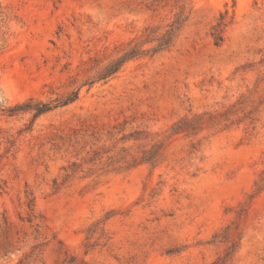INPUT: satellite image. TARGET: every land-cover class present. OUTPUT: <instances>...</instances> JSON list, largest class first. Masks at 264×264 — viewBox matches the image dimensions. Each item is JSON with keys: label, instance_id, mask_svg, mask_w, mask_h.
Wrapping results in <instances>:
<instances>
[{"label": "rangeland", "instance_id": "rangeland-1", "mask_svg": "<svg viewBox=\"0 0 264 264\" xmlns=\"http://www.w3.org/2000/svg\"><path fill=\"white\" fill-rule=\"evenodd\" d=\"M177 1L0 0V264H222L232 223L229 264H264V0ZM184 3L171 49L7 112L66 96Z\"/></svg>", "mask_w": 264, "mask_h": 264}, {"label": "trees", "instance_id": "trees-1", "mask_svg": "<svg viewBox=\"0 0 264 264\" xmlns=\"http://www.w3.org/2000/svg\"><path fill=\"white\" fill-rule=\"evenodd\" d=\"M181 2H185V0L177 1L178 4ZM180 9L181 11L176 15L174 21L168 25V29L165 32H161V27H147L144 31V39L141 42H135V40L131 41L128 46L121 51L117 58L112 59L106 64L100 62V60L97 59L92 60L95 65L90 68V71H94V75L89 77L79 87L72 90L66 96L59 97L48 102L31 98L23 104L8 109L7 112L11 115L32 112L34 114V118L36 119L43 114L50 113L56 109L66 107L76 102L79 99L80 93L84 87L87 86L90 89L97 83L109 81L111 78L116 76L129 61L145 57L152 58L161 52L171 49L176 43L180 32L190 17V12L188 13L186 11L185 3ZM2 16L3 9L0 3V27L2 23ZM223 27L224 16L220 18L219 23L214 26L212 30V36L217 46H220L224 41ZM194 126L195 125L193 121L183 119L174 126L173 130L174 133H179L182 131L189 132L196 130V127ZM77 136L78 133L76 132L75 137ZM156 156V152L149 155L146 154L142 161L155 164ZM255 186L257 191L256 196L264 191V171L261 173L260 178ZM234 225L235 224L232 223L231 225L227 226L223 232L215 234L212 240L213 243L228 244V247L225 250V256L219 258L222 264H229L233 261V257L240 245L241 233L239 232L238 227Z\"/></svg>", "mask_w": 264, "mask_h": 264}]
</instances>
